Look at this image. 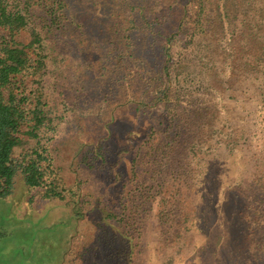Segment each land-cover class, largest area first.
Returning <instances> with one entry per match:
<instances>
[{"label":"rangeland","instance_id":"obj_1","mask_svg":"<svg viewBox=\"0 0 264 264\" xmlns=\"http://www.w3.org/2000/svg\"><path fill=\"white\" fill-rule=\"evenodd\" d=\"M226 1H213L194 35L177 29L171 0H66L60 24L36 20L49 121L41 143L75 195L67 205L36 194L30 202L16 177L0 198V264H252L250 249L262 252L246 214L264 206V56L255 52L264 0L236 2L235 18ZM230 22L256 31L253 50L232 39ZM93 146L106 162L87 167ZM251 198L236 219L245 232H234L228 201ZM122 199L130 255L112 238L125 222L100 221Z\"/></svg>","mask_w":264,"mask_h":264},{"label":"trees","instance_id":"obj_2","mask_svg":"<svg viewBox=\"0 0 264 264\" xmlns=\"http://www.w3.org/2000/svg\"><path fill=\"white\" fill-rule=\"evenodd\" d=\"M213 1L171 0V4L168 6L170 10L174 11L175 7H179L180 11L177 29L192 30L191 35L203 30L206 10L213 8ZM65 2L66 0H0V198L2 199L12 194L15 178L18 176L21 177L22 183L30 195L28 196L30 202L36 194L38 199L59 201L67 205L68 200L75 195L73 190L66 187L53 169L50 156L47 155L40 137L49 121L44 110L40 90V84L45 73V55L41 44V34L35 24H37L36 20H42L43 23L48 22L53 25L60 24L63 19H66L63 16ZM236 2H240V0H227L223 6L222 10L225 11L228 17L233 16L235 18V13L240 12ZM41 12L47 19L41 16ZM261 12L264 19V6L261 8ZM251 18L253 17L250 16ZM189 23H192V26L186 28ZM244 26L243 30H237L238 24L230 22V33L235 41L237 36L241 35V43L243 42L247 49L250 48V51L253 50L250 43L253 44L256 41L254 39L259 36L254 33L256 31L248 24H244ZM145 27L150 34L154 33V26L151 23H145ZM260 28L262 33L264 22L260 24ZM165 37L167 44L163 51V57L166 61H169L167 47L174 36L169 34ZM257 45L259 46L255 52L258 54L261 47V56H264V34L257 39ZM233 52L235 54V49H233ZM248 62L249 58L246 59V63ZM166 67L164 66L163 70H167ZM46 130L49 131L47 128ZM51 132L53 133L54 130L52 129ZM29 141H35V145L31 148L27 146ZM46 141H48V138H46ZM141 147L138 148L139 152ZM19 148L23 150L21 153L15 154L14 151ZM97 149L98 146H93L83 154L82 163L87 164V167H91L88 164L89 161L98 162L99 160L96 159L99 158L101 159L100 164L106 162ZM127 153L128 149L125 147L118 154L122 158ZM135 161L136 159L133 158L131 160L132 164ZM113 176L115 177L114 174ZM127 195L128 193H123L124 197H127ZM253 200L251 198L243 204L236 199L228 201L226 211L234 232H238L239 229H241L242 234L245 232L242 225L238 226L237 223L239 222L236 219L249 204H254ZM127 204L128 202L122 199L118 202L117 208L107 206L100 221L109 227H111V222H125V213L128 212ZM247 213L246 215L249 217H252V215L255 217L254 221L258 224L260 233L262 232L255 242L260 244L259 247H262V252L258 254L257 251L255 253L253 249H250V252H252L251 257L254 258L251 263L264 264V206L262 205L253 214L251 212ZM165 219L169 220L168 217H165ZM242 223L249 227L243 218ZM123 227H127V230L121 233L118 232V235L112 238L114 242L119 240L123 245L128 243L127 248L130 255L133 246L128 236V223L125 222ZM172 227H174L173 220L168 228ZM250 232L249 230L246 231V235H250ZM231 233L230 238L233 239L235 234ZM238 261L239 258L235 262L231 261V264H238Z\"/></svg>","mask_w":264,"mask_h":264}]
</instances>
